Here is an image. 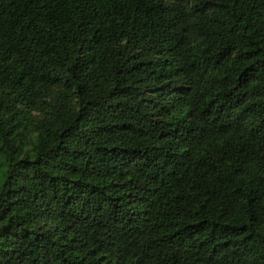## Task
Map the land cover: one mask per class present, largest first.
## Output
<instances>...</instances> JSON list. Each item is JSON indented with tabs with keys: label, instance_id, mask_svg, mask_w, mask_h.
Wrapping results in <instances>:
<instances>
[{
	"label": "trees",
	"instance_id": "16d2710c",
	"mask_svg": "<svg viewBox=\"0 0 264 264\" xmlns=\"http://www.w3.org/2000/svg\"><path fill=\"white\" fill-rule=\"evenodd\" d=\"M0 264H264V0H0Z\"/></svg>",
	"mask_w": 264,
	"mask_h": 264
}]
</instances>
